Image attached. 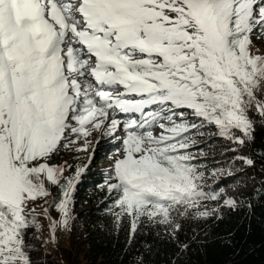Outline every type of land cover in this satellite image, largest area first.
Returning <instances> with one entry per match:
<instances>
[{"label":"snow or ice","instance_id":"snow-or-ice-1","mask_svg":"<svg viewBox=\"0 0 264 264\" xmlns=\"http://www.w3.org/2000/svg\"><path fill=\"white\" fill-rule=\"evenodd\" d=\"M255 41L264 0H0V264H36L37 207L53 241L72 231L77 187L106 150L97 139L87 162L53 160L81 140L88 151L93 132L118 145L96 187L130 239L163 229L179 257L199 240H180L184 223L254 212V179L220 184L258 162L264 175ZM214 139L227 166L207 163Z\"/></svg>","mask_w":264,"mask_h":264},{"label":"trees","instance_id":"trees-1","mask_svg":"<svg viewBox=\"0 0 264 264\" xmlns=\"http://www.w3.org/2000/svg\"><path fill=\"white\" fill-rule=\"evenodd\" d=\"M256 142L264 144V126H260L259 121ZM224 143L220 139L212 141L216 150L207 161L210 166H227L225 161L228 155H221ZM259 151L257 148L256 152ZM102 169H90L77 187L74 196L76 220L72 231L69 233L67 230L65 243L59 246L62 257L55 253L52 245L51 249L48 247L50 240L45 231L48 225L41 217L43 226L40 235L45 242L32 241L36 243L33 255L36 264H171L177 259L182 264H264V202L259 199V182L264 180V175L260 174L261 163L258 162L254 170H248L247 176L241 174L235 182L225 179L220 184V187L232 191L239 181L251 184L254 179L257 183L256 189H252L254 195L251 199L255 211H225L224 218L219 221L209 220L199 225L184 223L179 233L180 240L190 242L193 229L199 235V240L179 257L175 255L176 245L163 235V229L141 227L132 239L129 238L127 223L118 231L115 229L105 211L106 204L101 203L103 194L96 187L105 178L101 174ZM53 191L56 190L53 188ZM53 218H57V213ZM28 235L31 237L32 232Z\"/></svg>","mask_w":264,"mask_h":264},{"label":"rangeland","instance_id":"rangeland-1","mask_svg":"<svg viewBox=\"0 0 264 264\" xmlns=\"http://www.w3.org/2000/svg\"><path fill=\"white\" fill-rule=\"evenodd\" d=\"M256 47L260 49V51L264 52V41H255ZM89 141H91V145L89 147V150L84 152H77L75 149L80 146L83 141L81 140L78 142L76 145H72L71 149H61L60 153L54 158L53 163L57 164H62L64 161H67L68 163H84L87 162V159L89 155L92 153V148L96 146V141L97 139L101 140V143L99 145L100 149L106 150L105 152H98L97 153V158L91 168V170H98V169H106L110 163H111V157L115 154V147H118V145H113L110 142H107V138L102 136L99 132H93L92 135L88 138ZM66 174V173H65ZM40 203V202H38ZM36 214L38 216V222L41 226H43V217L45 219L44 224L48 225L46 221H48L41 213V210L39 207L36 208ZM56 214L54 211L51 215ZM58 218V217H57ZM46 233L49 235V240L50 243L48 242V247L51 249H54L55 253L59 256L62 257V250L59 248L60 244H64L66 241V233L67 229H57L56 234H55V241L52 240L50 236V229L45 227ZM53 241V242H52Z\"/></svg>","mask_w":264,"mask_h":264}]
</instances>
